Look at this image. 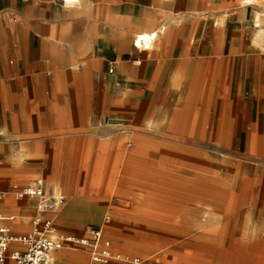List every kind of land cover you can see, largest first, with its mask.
<instances>
[{
  "label": "crops",
  "instance_id": "crops-1",
  "mask_svg": "<svg viewBox=\"0 0 264 264\" xmlns=\"http://www.w3.org/2000/svg\"><path fill=\"white\" fill-rule=\"evenodd\" d=\"M37 177L66 197L61 234L98 227L144 264H264V0H0L10 233L33 227L38 198L12 188Z\"/></svg>",
  "mask_w": 264,
  "mask_h": 264
},
{
  "label": "built area",
  "instance_id": "built-area-1",
  "mask_svg": "<svg viewBox=\"0 0 264 264\" xmlns=\"http://www.w3.org/2000/svg\"><path fill=\"white\" fill-rule=\"evenodd\" d=\"M141 39H136V41ZM146 40H142L144 48H148ZM112 73V69L108 70ZM16 198L34 196L38 198L37 213L33 217V227L24 234L10 233V227L0 224V264H7V259H13V264H63L55 255L54 250L62 247L65 241L87 244L90 250V258L84 264H109L110 261L123 262L125 264H144L148 258L131 256L129 254L116 253L110 249V240L104 237L102 229L88 227L90 236H76L73 234H61L58 232L55 213L64 204L66 197L61 193H53L45 190V180L42 177L34 179L33 183L25 186L14 184L12 188ZM6 190H0V197L6 195ZM4 216L0 213V218ZM11 217H14L11 214ZM110 219L105 216V222ZM23 243V248L10 249L12 241Z\"/></svg>",
  "mask_w": 264,
  "mask_h": 264
}]
</instances>
